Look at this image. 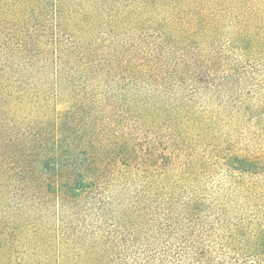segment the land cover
Here are the masks:
<instances>
[{
    "label": "trees",
    "instance_id": "16d2710c",
    "mask_svg": "<svg viewBox=\"0 0 264 264\" xmlns=\"http://www.w3.org/2000/svg\"><path fill=\"white\" fill-rule=\"evenodd\" d=\"M51 75L89 110L19 152L58 240L0 264H264V0H0V80Z\"/></svg>",
    "mask_w": 264,
    "mask_h": 264
},
{
    "label": "rangeland",
    "instance_id": "374dc122",
    "mask_svg": "<svg viewBox=\"0 0 264 264\" xmlns=\"http://www.w3.org/2000/svg\"><path fill=\"white\" fill-rule=\"evenodd\" d=\"M69 89V83L55 81L52 75L0 80V241H32L39 233L43 240H58L59 208L54 203L40 208L29 201L19 152L27 142L33 145L40 131H53V140L67 139L70 133L74 145L84 140L81 131L88 123L89 110L75 107L82 100L76 91L69 97ZM95 113H99L97 120L105 119L100 111L95 109ZM111 125L109 129L118 130L114 123ZM239 129L244 131L243 124H239ZM68 214L70 219L65 224L70 229L77 231L87 226L82 218L77 220ZM14 251L17 253L13 255L33 253L26 247Z\"/></svg>",
    "mask_w": 264,
    "mask_h": 264
}]
</instances>
